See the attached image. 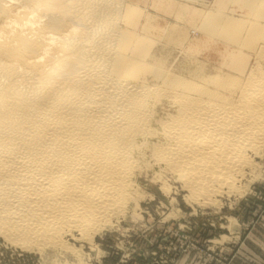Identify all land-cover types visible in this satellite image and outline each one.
<instances>
[{
    "label": "bare ground",
    "instance_id": "6f19581e",
    "mask_svg": "<svg viewBox=\"0 0 264 264\" xmlns=\"http://www.w3.org/2000/svg\"><path fill=\"white\" fill-rule=\"evenodd\" d=\"M177 1L214 5L200 25L223 43L218 64L163 70L149 45L117 28L116 0H0L7 241L61 255L70 249L63 235L103 229L131 210L146 153L202 205L255 167L264 152V0ZM231 1L246 13H224Z\"/></svg>",
    "mask_w": 264,
    "mask_h": 264
},
{
    "label": "rangeland",
    "instance_id": "374dc122",
    "mask_svg": "<svg viewBox=\"0 0 264 264\" xmlns=\"http://www.w3.org/2000/svg\"><path fill=\"white\" fill-rule=\"evenodd\" d=\"M119 1L122 9L119 5L116 11L122 15L114 13L119 22L117 16L113 18L119 23H115L117 28L149 45L155 57L152 61L163 70L221 61L223 43L209 39L206 29L201 28L203 18L216 10L214 5L177 0ZM223 12L242 16L246 10L231 1ZM144 79L149 85L153 83L148 75ZM163 107H157V114L171 111ZM259 157L254 159V170L235 182V189L229 193L224 190L210 205H202L200 200H191V193L179 181L168 174L162 176V165L157 166L146 153L140 157L144 167L136 171L132 181L131 210L112 216L109 225L85 239L78 233L63 235V244L70 248L61 251L63 256L50 248L22 249L0 234V264H181L187 255L194 257L195 263L228 264L244 241L253 244L264 236V152Z\"/></svg>",
    "mask_w": 264,
    "mask_h": 264
},
{
    "label": "crops",
    "instance_id": "0c3cea01",
    "mask_svg": "<svg viewBox=\"0 0 264 264\" xmlns=\"http://www.w3.org/2000/svg\"><path fill=\"white\" fill-rule=\"evenodd\" d=\"M183 262L181 264H200L199 262L195 263L194 257L188 255L184 257ZM228 264H264V236L255 239L253 244L244 241L235 250V254Z\"/></svg>",
    "mask_w": 264,
    "mask_h": 264
}]
</instances>
